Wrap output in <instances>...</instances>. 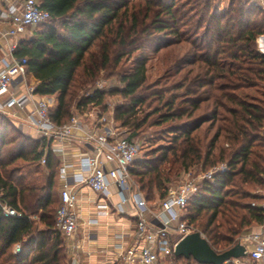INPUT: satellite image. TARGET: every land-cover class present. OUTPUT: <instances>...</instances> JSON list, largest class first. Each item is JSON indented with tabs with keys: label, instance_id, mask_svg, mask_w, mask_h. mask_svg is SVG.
Here are the masks:
<instances>
[{
	"label": "trees",
	"instance_id": "trees-1",
	"mask_svg": "<svg viewBox=\"0 0 264 264\" xmlns=\"http://www.w3.org/2000/svg\"><path fill=\"white\" fill-rule=\"evenodd\" d=\"M37 2L50 18L30 28L33 35L19 40L16 54L28 59L34 92L56 98L54 122L119 94L115 119L143 137L130 174L149 203L164 198L182 170L226 162L228 171L202 182L189 198L185 217L218 252L264 222V208L253 205L264 198L253 190L264 185V52L257 46L264 34L262 6L249 0L223 6L220 0ZM138 50L132 66L120 69ZM145 51L165 55L167 67L153 82ZM102 70L117 75L122 86L91 90ZM252 87L258 96L240 94ZM60 164L51 139L34 138L0 113V191L22 212L7 216L0 209V264H68L66 236L55 218Z\"/></svg>",
	"mask_w": 264,
	"mask_h": 264
},
{
	"label": "built area",
	"instance_id": "built-area-1",
	"mask_svg": "<svg viewBox=\"0 0 264 264\" xmlns=\"http://www.w3.org/2000/svg\"><path fill=\"white\" fill-rule=\"evenodd\" d=\"M6 2V7L0 11V20L4 24L0 25V43H5V53L0 58V113L18 121V128L20 125L33 127L38 137L78 141L90 150L80 154L72 171H69L71 163L63 160L57 227L68 239H73L77 233L81 186H89L106 198H111L116 192L120 196L118 210L125 211V205L133 201L137 213L136 241L121 252L122 263L181 264L173 258L176 256V245L187 234L198 231L185 217L188 200L202 182L214 180L218 174L228 171V163L219 162L208 169H200L198 173L192 168L184 170L178 185L170 187L166 196L158 202L149 203L130 174L140 152V143L128 128L121 126L115 117L101 110L97 112L92 107L87 111L76 110L63 124L53 121L51 98L34 92L36 84L27 80L28 59L16 54L18 37L25 35L32 26L47 21L50 12L40 7L37 0ZM97 86L99 89L104 87L103 81H97ZM44 162L45 158L41 160V163ZM260 205L264 208V202ZM0 209L7 216L22 215L1 191ZM237 243L245 245L246 255L227 262L264 264V231L245 234ZM19 250L18 245L16 251Z\"/></svg>",
	"mask_w": 264,
	"mask_h": 264
},
{
	"label": "crops",
	"instance_id": "crops-1",
	"mask_svg": "<svg viewBox=\"0 0 264 264\" xmlns=\"http://www.w3.org/2000/svg\"><path fill=\"white\" fill-rule=\"evenodd\" d=\"M6 3V0H0V11L6 7ZM0 25H4L1 20ZM23 36H19L18 40ZM4 53L5 43L1 42L0 58ZM30 75L32 76V82L36 84V77ZM48 97L53 102L52 106H56V98L54 96ZM13 122L16 126L19 125L18 121ZM20 126L19 129L23 132L38 138V133L33 127ZM51 140L52 148L61 161L60 167L63 160L66 159L67 162L71 163L69 171L75 169L80 154L90 152L89 148L78 141L69 142L68 140L55 138ZM60 189L61 186L59 191ZM260 195L264 196V191ZM119 202L120 196L116 192L111 198H106L89 186L80 187L78 201L79 228L71 241L75 251L73 264H123L120 258L121 252L136 241L137 213L133 201H129L125 205V211L118 210L117 204ZM263 202L264 198L260 204ZM248 230L249 232L244 233V235L264 231V222L254 223L248 227Z\"/></svg>",
	"mask_w": 264,
	"mask_h": 264
},
{
	"label": "rangeland",
	"instance_id": "rangeland-1",
	"mask_svg": "<svg viewBox=\"0 0 264 264\" xmlns=\"http://www.w3.org/2000/svg\"><path fill=\"white\" fill-rule=\"evenodd\" d=\"M228 0H220V3L221 5L223 6L225 3H227ZM250 3H255V4H259L260 6H262L264 8V0H249ZM33 35V29H30L26 34L25 36L26 37H29ZM261 44V45H260ZM257 46H258V49L261 51V52H264V34H260L258 37H257ZM262 46V48H261ZM261 48V49H260ZM148 56V61H147V75H148V81L149 82H153L155 80H157L158 78H160L162 76V74L164 73L167 65H166V62H165V59H164V56L163 54H155V53H152V52H149V51H145ZM141 53V50H138V51H135L130 57H125L121 63V65L119 66V68L123 69V68H129L132 66V60L135 56L139 55ZM108 71L106 70H102L99 74V76L97 77V79L95 80V82H93V84L91 85V90L93 89H97L99 88L97 86V81H103L104 83V87H102L101 89L103 90H111V88H114V87H121L122 86V83L120 82L119 78L117 75H113V76H109L108 75ZM27 80L29 83L32 82V76L30 74L27 75ZM87 91H82L80 92L81 95L83 94H86ZM246 93H249L251 96L255 95V96H258L260 91L258 92V87H252V88H243V89H240V94L242 95H245ZM121 102H123V98L121 95L119 94H110V95H107L105 100H104V103L101 104V105H88L86 106L85 110L84 111H87V110H90L91 109H95V111L97 112H100L103 111L105 114L109 115V116H115L114 115V112H115V109H116V106L118 104H120ZM75 112V111H74ZM118 123H120L119 121H117ZM138 141L139 143L141 144V139L143 137H140V136H134ZM142 153H140L139 156H141ZM193 171H195L196 173L199 172L201 168L200 165H195L193 167H191ZM184 170H182L180 172V174L177 176L176 178V182H173V184H175L174 186L178 185L180 180L182 179V174H183ZM173 176V175H172ZM133 179V178H132ZM133 183L136 184V182L133 180ZM173 185H171L172 187ZM255 192H257L258 194H262V192L264 191V185H257V186H254V189H253ZM60 192V191H59ZM60 194V193H59ZM253 202V201H252ZM254 202H262L260 200H255ZM59 206V205H58ZM58 206L56 207L55 209V218H56V211H57V208ZM33 218L35 220L38 219V216H33ZM249 232L248 228H245L242 233L237 236L236 238V241L235 243H237L238 239L244 235V233H247ZM204 234V233H203ZM205 237V235H204ZM65 241H66V255H67V260H68V264H73V258H75V251L73 250V246L71 245V241L72 239H68L67 237H65ZM17 247V246H16ZM16 247H15V251H16ZM228 263V262H226ZM182 264V263H181Z\"/></svg>",
	"mask_w": 264,
	"mask_h": 264
},
{
	"label": "water",
	"instance_id": "water-1",
	"mask_svg": "<svg viewBox=\"0 0 264 264\" xmlns=\"http://www.w3.org/2000/svg\"><path fill=\"white\" fill-rule=\"evenodd\" d=\"M175 255L186 258L192 256L201 263L222 264L234 257L245 256L246 247L242 243H237L223 252H218L200 231H195L187 234L178 242Z\"/></svg>",
	"mask_w": 264,
	"mask_h": 264
}]
</instances>
